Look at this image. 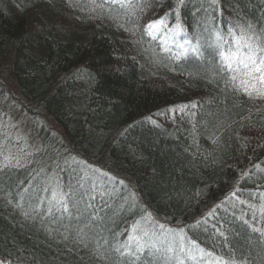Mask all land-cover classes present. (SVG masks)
Here are the masks:
<instances>
[{
  "label": "trees",
  "instance_id": "1",
  "mask_svg": "<svg viewBox=\"0 0 264 264\" xmlns=\"http://www.w3.org/2000/svg\"><path fill=\"white\" fill-rule=\"evenodd\" d=\"M169 12L168 30L202 44L213 30L264 29V0H0V66L19 93L0 85L2 264H124L113 249L142 217L157 235L183 229L186 247L264 264L252 231L264 232V99L226 88L232 73L210 57L164 51L144 28Z\"/></svg>",
  "mask_w": 264,
  "mask_h": 264
},
{
  "label": "snow or ice",
  "instance_id": "2",
  "mask_svg": "<svg viewBox=\"0 0 264 264\" xmlns=\"http://www.w3.org/2000/svg\"><path fill=\"white\" fill-rule=\"evenodd\" d=\"M113 3H119L121 7H132L133 0H112ZM183 3V0H180ZM143 8L146 5H137ZM178 18L179 13H176ZM161 26L165 28V32L159 37L160 46L166 52H171L168 48V41H173L177 49L174 59L180 60L181 58L188 60L193 59L196 61H206L209 57L215 65L217 73H232L226 79L225 86L231 87L235 92H243L249 100L264 99V30L255 31L251 25H237L240 29V34L233 29H228V36L231 40L225 38L220 32L210 34L209 40L211 43L205 41V44L211 51L208 56H205L204 47L199 39H189L186 35L181 36L182 28L180 24L171 32L167 31V24L165 18L151 21L145 25V32L157 39L156 33L159 32ZM181 37L183 42H176V38ZM217 60L219 63H217ZM196 105L193 104L192 107ZM187 105L179 106V110L183 112ZM2 166L8 167L11 163L8 158ZM19 164V162H17ZM66 193L60 194L59 203L63 206L64 211H68L67 202L63 197ZM93 199L95 197H92ZM91 206V205H89ZM150 218V214H149ZM255 219V216H253ZM248 224V221H244ZM155 224V222H153ZM161 230V234L148 226L145 218L142 221L135 222L130 229L128 240L124 244L116 246L113 251L118 253L120 257L124 258V264H137V262L146 261V264H153V260L163 259L168 253H175L178 249L181 255L167 256V259H175L176 264H185V258L197 261L205 260V257L211 258L210 264H245L244 258H237L232 249H228L227 258L224 254L217 255L214 252H206L203 248L197 246L195 241H190L191 247H186L184 241L186 237L183 235V229L179 230V234L166 230L164 225H156ZM249 227H252L249 225ZM253 232H261V229L252 227ZM220 237H223L227 242L228 237L225 236L223 231L217 229ZM168 236L172 239L168 240ZM168 241L165 245V241ZM157 242L161 246H158ZM227 244L225 243V247ZM2 264V262H0Z\"/></svg>",
  "mask_w": 264,
  "mask_h": 264
},
{
  "label": "rangeland",
  "instance_id": "3",
  "mask_svg": "<svg viewBox=\"0 0 264 264\" xmlns=\"http://www.w3.org/2000/svg\"><path fill=\"white\" fill-rule=\"evenodd\" d=\"M101 6H102V4L99 6V5H97V9L99 8V10L101 9ZM217 9H219L220 10V8L219 7H217ZM98 10V11H99ZM178 11L176 10L175 12H174V14H175V16H176V13H177ZM171 16H172V14L169 12V13H167V14H165V15H163V16H161L159 19H161V18H165V23L167 24V26H168V24L170 23V22H172V20L170 19L171 18ZM176 19H177V17H175ZM174 18V19H175ZM158 19V20H159ZM209 19H210V22L212 23V20H211V17H209ZM209 19L206 21L207 22V24H208V21H209ZM206 22L205 23H203V26H205V24H206ZM176 28V27H175ZM175 28H172V29H167V31L168 32H171L172 30H174ZM182 28V27H181ZM258 28V27H257ZM257 28H253L255 31H257V32H259V31H262V30H264V29H257ZM205 32H206V28H204L203 29ZM166 30H165V28L163 27V26H161V28H160V30H159V32H157L156 33V35L157 36H159L160 37V35L162 34V33H164ZM213 33H215V31L213 30V32H212V34ZM205 38H209V36H204V38H202V39H205ZM169 42H171L172 44H174V42L173 41H169ZM176 42H183V40H182V38L181 37H177L176 38ZM195 42V41H194ZM175 45V44H174ZM207 47V46H206ZM212 67H215V66H212ZM0 85L1 86H5V90H7V92H8V95L13 91L15 94L14 95H12L13 97H14V99H15V95H18L19 93H18V91H17V88H16V85H15V82H14V80H12V73H11V69H10V67H9V64H8V60H4L3 61V63L1 64V66H0ZM16 98H19V97H17L16 96ZM14 101V100H13ZM14 102H16L17 103V99L14 101ZM15 105L16 104H10L9 106L11 107V109H13L12 111L10 110V113L11 114H9V116H11L10 118L11 119H14V123L15 124H20V129H24L25 131H28V130H31L30 129V127H31V121L30 120H28V119H26V115H25V112L23 111V110H21L20 109V107L18 106V107H15ZM15 108H17L16 110H15ZM52 123H51V125L52 126H55V123L53 122V121H51ZM170 227H173V228H178L177 226H170ZM0 261H2V262H7L3 257H0Z\"/></svg>",
  "mask_w": 264,
  "mask_h": 264
}]
</instances>
